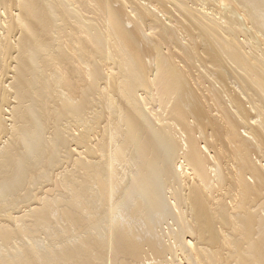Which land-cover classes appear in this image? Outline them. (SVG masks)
Masks as SVG:
<instances>
[{"label":"bare ground","instance_id":"bare-ground-1","mask_svg":"<svg viewBox=\"0 0 264 264\" xmlns=\"http://www.w3.org/2000/svg\"><path fill=\"white\" fill-rule=\"evenodd\" d=\"M0 264H264V0H0Z\"/></svg>","mask_w":264,"mask_h":264}]
</instances>
